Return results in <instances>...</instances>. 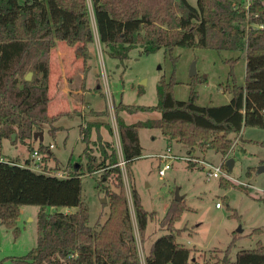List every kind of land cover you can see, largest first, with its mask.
Wrapping results in <instances>:
<instances>
[{"label": "trees", "instance_id": "obj_1", "mask_svg": "<svg viewBox=\"0 0 264 264\" xmlns=\"http://www.w3.org/2000/svg\"><path fill=\"white\" fill-rule=\"evenodd\" d=\"M92 3L100 43L105 52L121 62L128 60L135 49H140L141 55L186 48L241 52L245 56L243 84L238 83L232 65L229 74L232 83L224 89L232 95L229 104L199 106L195 83L191 85L190 99L177 101L174 79L159 82L156 106L127 105L123 101L114 104L137 227L144 245L149 222L157 219V213L145 209L133 173V165L144 151L140 130H160L169 143L184 145L190 156L197 150H212L223 157L222 167L229 171L227 161L232 156L234 137L242 135L248 127L264 129V0H251L249 4L246 0H197V6L189 0L179 3L92 0ZM94 41L87 0H0V141H13L15 134L14 144L20 142L32 154L38 150L42 156L41 172L29 169L32 158L0 160V224L19 238L22 208L30 205L40 208L37 246L23 257L11 258L15 264H143L109 110L95 111L85 102L88 115L101 119L85 121L80 126L85 165L69 163L68 169H63L51 150L52 145L40 143L37 149L33 146V141L40 140L35 139V134L43 131V125H49V132L56 136L64 131L56 126L60 117L82 115L81 110L57 116L49 114L53 101V51L61 43L78 49L87 59ZM29 73H33L31 81L26 80ZM85 86L84 79V89ZM139 113H159L160 117L133 124L123 118V114ZM103 130L110 140L105 139ZM254 142L264 147V140ZM189 162L190 167L195 166ZM54 171L66 172L68 177L59 178ZM97 173H101L97 189L108 198L110 210L106 219L101 217L91 226L82 178ZM220 186L241 187L228 178L220 179ZM49 208L78 210L49 213ZM188 210L186 200L170 203L159 224L165 234L152 243L145 264H200L194 260L195 250L178 241L188 227L177 229L176 225ZM235 240L223 258L215 257L214 264H264V242L260 241L254 250L240 251L233 260L230 253Z\"/></svg>", "mask_w": 264, "mask_h": 264}, {"label": "rangeland", "instance_id": "obj_2", "mask_svg": "<svg viewBox=\"0 0 264 264\" xmlns=\"http://www.w3.org/2000/svg\"><path fill=\"white\" fill-rule=\"evenodd\" d=\"M87 1L95 41L89 46L87 59L82 57V53L76 48L61 43L57 45L52 54L51 96L53 101L49 107L51 116L75 110H81L82 115L60 117L56 126L63 127L64 131H60L56 136L49 132V125H43L41 132L43 139L33 141L35 149L40 143L46 146L53 145L51 150L61 161L63 169H68L69 163L72 165L87 163L83 155L85 145L80 140V126L85 121L101 120L88 115L89 108L84 106V102H87L95 111L109 110V122L114 130L113 140L116 141L115 145L120 158L123 150L114 104L123 101L127 105L156 106L159 102L157 92L159 82L162 79L166 82L174 79L177 83L174 88V97L177 101H188L191 85L195 83L199 106L226 105L232 99V95L224 90L229 82L232 83L229 77L232 65H234L238 83H244L246 61L241 52L175 48L172 53L162 49L155 54L141 55L140 49H135L130 53L129 59L124 62L113 59L100 43L93 3L92 0ZM189 2L197 6V0H189ZM234 60L238 61L232 62ZM63 64L65 66L62 70ZM193 67L196 71L195 76H191ZM59 76L68 77L69 80L71 92L63 96L56 95ZM195 78H197L196 81L193 80ZM84 79L86 91L79 94L77 92L81 90ZM63 86L68 88L66 84ZM159 117V113L123 115L128 124L155 120ZM140 133L144 157L134 163L133 173L145 209L157 213V219L149 222L148 238L144 245L137 227L128 171L126 168L122 171L143 264L152 242L165 234L160 231L159 224L174 200L178 188H180V195L185 197L184 200L189 206V210L176 225L177 229L188 227V231L179 237L178 241L187 248L195 250L194 260L197 259L200 264H214L215 257L223 258V253L231 246L238 234L241 238L235 240L230 253L233 260L240 251L254 250L260 241L264 242V172L258 174L259 168L264 165V147L254 142L264 140V129L248 127L243 130L242 135L234 137L230 158L234 160V168L232 172L223 170L221 178L211 177V171L206 165L221 167L223 163L221 155L212 150H197L193 156H190L186 152L187 148L177 142L172 143L170 155L179 159H176L171 169L161 176L162 167L156 155L169 152L170 143L164 139L158 129H142ZM153 136L157 138L153 139ZM17 157L22 161L31 158L32 153L28 146L20 142L14 144L8 139L0 141V160L4 158L6 162H9ZM180 158H187V160ZM189 161H192L195 166L190 167ZM51 165L54 166V163ZM29 169L35 171L32 167ZM100 175L101 173L87 174L82 178V194L90 210L91 226H94L101 217L103 220L106 219L110 210L108 198L102 190L97 189ZM223 178H228L241 187L223 189L220 186V179ZM217 204H220L219 208ZM77 210V208H49L48 211L49 213H69ZM39 212L40 208L34 205L22 208L19 220L22 234L19 238H15L12 231L0 224V264H15L11 258L23 257L37 246ZM236 214L238 217H233ZM258 229L262 232L255 233Z\"/></svg>", "mask_w": 264, "mask_h": 264}, {"label": "built area", "instance_id": "obj_3", "mask_svg": "<svg viewBox=\"0 0 264 264\" xmlns=\"http://www.w3.org/2000/svg\"><path fill=\"white\" fill-rule=\"evenodd\" d=\"M251 0H246V2L249 4ZM120 137V136H119ZM51 148H53V145L51 146ZM169 152H166L164 154H161V155H158L157 158H159V161H160V165H161V170H160V175L161 176H164L166 174V172L168 170L171 169V166H172V163L176 160V159H179L178 157L176 156H172L170 155V152H171V149L168 150ZM32 165L29 166V167H32L33 170L35 171H40V168H39V164L42 162V156L41 154L39 153L38 150H36L33 154H32ZM180 159H184V160H187V158H180ZM120 162V166L122 168V170L124 168H126V163H125V160H124V157H123V154L122 156L120 155V158H119ZM3 161V160H1ZM208 167H209V170L211 171L210 173V176L211 177H214V178H221L223 176V167H214V166H211L209 164H206ZM55 176L59 177V178H66L68 177V174L66 172H55L53 173ZM220 207V204H217V208Z\"/></svg>", "mask_w": 264, "mask_h": 264}, {"label": "crops", "instance_id": "obj_4", "mask_svg": "<svg viewBox=\"0 0 264 264\" xmlns=\"http://www.w3.org/2000/svg\"><path fill=\"white\" fill-rule=\"evenodd\" d=\"M52 63H53V61H52ZM64 64H63V68H62V70L64 69ZM52 74V73H51ZM60 77V81H59V83H58V86H57V91H56V95H66L67 94V92L68 93H70L71 91H70V89H69V87H70V85H69V80H68V77H66V78H61V76H59ZM63 80V81H62ZM66 80V81H65ZM63 84L65 85L66 84V87H68V88H65L64 86H63ZM51 87H52V85H51ZM80 91H78L77 93H83V91H86V86H85V89L83 88V84H82V88L80 87ZM53 97V96H52ZM87 103V102H86ZM84 106H85V102H84ZM85 108V107H84ZM87 108V107H86ZM90 108V107H89ZM123 115H125V114H123ZM94 121H101V120H94ZM131 124H133V123H131ZM103 135H104V137H105V139L106 140H110L111 138L108 136V133H107V131L106 130H103ZM105 133H107V135L105 134ZM140 135H141V133H140ZM158 137H159V135H158ZM157 137H155V136H153V139H156ZM164 139H166V138H164ZM167 140V139H166ZM140 141H141V139H140ZM168 141V140H167ZM116 142V141H115ZM169 143V142H168ZM142 145V144H141ZM143 147V146H142ZM172 144L170 143L169 145H168V149H171L172 150ZM144 149V148H143ZM144 152V151H143ZM186 152H187V150H186ZM164 153V152H163ZM162 153V154H163ZM158 155H160V154H158ZM158 155H156V157L158 156ZM143 157H144V153H143ZM142 157V158H143ZM17 158H19V157H17ZM16 158V159H17ZM20 159V158H19ZM1 160H3V161H5V159L4 158H2ZM26 161V160H25ZM153 243V242H152ZM152 245V244H151ZM151 247V246H150ZM149 250H150V248H149Z\"/></svg>", "mask_w": 264, "mask_h": 264}, {"label": "water", "instance_id": "obj_5", "mask_svg": "<svg viewBox=\"0 0 264 264\" xmlns=\"http://www.w3.org/2000/svg\"><path fill=\"white\" fill-rule=\"evenodd\" d=\"M176 2H181V0H175ZM196 75V71H195V67H193L192 69V73H191V76H195ZM32 77H33V73H29L26 77V80L27 81H31L32 80ZM40 137V140L43 139V134L42 133H36L35 134V139H38ZM12 139L13 141H15L16 139V135L14 134L12 136ZM227 167L229 169V172H232L233 171V168H234V160L233 159H230L227 161ZM264 172V165L261 166L258 170V174H261ZM184 196L180 195V188H178L175 192V196H174V200L177 201V202H181L184 200Z\"/></svg>", "mask_w": 264, "mask_h": 264}]
</instances>
